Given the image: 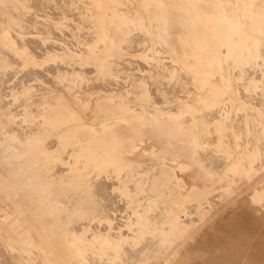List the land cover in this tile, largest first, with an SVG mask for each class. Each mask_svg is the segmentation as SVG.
I'll return each instance as SVG.
<instances>
[{
    "label": "bare ground",
    "instance_id": "6f19581e",
    "mask_svg": "<svg viewBox=\"0 0 264 264\" xmlns=\"http://www.w3.org/2000/svg\"><path fill=\"white\" fill-rule=\"evenodd\" d=\"M25 1L0 0V73L23 70L0 89V158L17 159L0 175L12 264H264V229L243 214V198L264 211V0H71L82 22L66 40L57 11L66 41L39 47L45 74L14 37ZM125 58L132 82L108 85Z\"/></svg>",
    "mask_w": 264,
    "mask_h": 264
},
{
    "label": "rangeland",
    "instance_id": "374dc122",
    "mask_svg": "<svg viewBox=\"0 0 264 264\" xmlns=\"http://www.w3.org/2000/svg\"><path fill=\"white\" fill-rule=\"evenodd\" d=\"M33 1V2H32ZM35 0H26L25 2H27L26 3V7H25V9H26V13L27 14H30V17H29V15H25V17H24V26L22 25V27H21V30H23V32L21 33V31L20 32H18V31H16V30H14V35H16V36H14V37H18V40H19V38H20V41H18V42H21V44H23V42H24V45H26L27 43H28V47H29V49L33 52V54L37 57V59H39L40 60V63H38V64H35V65H33V67L37 70V68H38V70L37 71H40V70H42V71H44L45 70V68H47V65L49 66L50 65V62L49 63H43V62H41L42 61V59H44L43 57H46L47 55H45V56H43L42 55V52H44L45 53V48L47 49L48 47V50H50V47H52L51 48V50L53 49V46H49L48 44H50L51 45V42H53V40L54 41H56L57 40V42H60V41H66L67 40V38L68 39H72V34H70L69 35V32H71V28H75L76 26L78 27V26H80L79 24H80V22H82V18H81V16H80V14L78 13V9L77 8H73L72 7V12H71V14H69L70 13V11L69 12H67V10H68V7H70L69 9H71V0H43L42 2H40L41 0H38V3H40V4H43V5H38V3H37V0L34 2ZM49 1H51V2H53V7L52 6H50V5H52L51 4V2H49ZM57 1H59V2H57ZM65 1H68V2H65ZM32 3V4H31ZM36 4V6L34 5V4ZM47 3H49L48 5H47ZM55 3V4H54ZM58 3H60V7H59V4ZM29 4V5H28ZM32 5V7H31V5ZM44 4H46L45 6L46 7H43L44 6ZM63 6H62V5ZM66 4H67V6H66ZM33 5H34V7H33ZM56 5V6H55ZM69 5V6H68ZM40 8H39V7ZM28 7H30V8H28ZM37 7V8H36ZM42 7V8H41ZM66 7V10L64 9V11H65V13H63L64 11H63V8H65ZM37 10H36V9ZM47 8V9H46ZM39 9V10H38ZM40 9H42V10H40ZM54 9V10H53ZM75 9V10H74ZM29 10V11H28ZM33 10V11H32ZM34 10H36V11H34ZM56 10V12H54L53 13V11H55ZM60 10V11H59ZM57 11H59L60 12V14L62 13V17H66L65 19H67V21H66V23H67V27H68V29H67V27H66V32L67 31H69V32H67V33H65V32H63V35H62V33H60V32H57L56 30H58V28L56 27L57 25V21L61 18V16H60V14H56V13H58ZM62 11V12H61ZM74 11V12H73ZM34 12V13H33ZM76 12V13H75ZM32 13V14H31ZM76 15H75V14ZM39 14V15H38ZM45 14H46V16H45ZM63 14H64V16H63ZM36 15L38 16V18H39V16L42 18V20H41V18H37L36 17ZM42 15H44V16H42ZM49 15V16H48ZM52 15H53V18H51L52 17ZM57 15V16H56ZM73 15V16H72ZM78 15V16H77ZM31 16H35V17H31ZM72 16V17H71ZM76 16H77V18H76ZM80 16V17H79ZM58 17V18H57ZM60 17V18H59ZM28 18V20L29 21H31V23L29 22V21H27L26 19ZM30 18H31V20H30ZM57 18V19H56ZM78 18H80V19H78ZM33 19H34V21H33ZM71 19V20H70ZM75 19V20H74ZM37 20V21H36ZM40 20V21H39ZM44 20V21H43ZM69 20V21H68ZM79 22H78V21ZM81 20V21H80ZM28 23H27V22ZM38 21H39V23L41 24L40 26H39V24H38ZM25 22H26V24H25ZM33 22V23H32ZM70 22H71V24H70ZM72 22H73V24L74 25H72ZM36 23V24H35ZM44 23L45 24H47L46 26L44 25ZM33 24H34V27H33ZM38 24V25H37ZM48 24L50 25V26H48ZM52 24V25H51ZM55 24V25H54ZM26 25V26H25ZM29 25V26H28ZM30 25H32L31 26V28H29L30 27ZM42 25H44L43 27H42ZM53 25H54V27L55 28H53ZM70 25V26H69ZM72 26H75V27H72ZM24 27H26V28H24ZM37 27V28H36ZM52 27V29L54 30V32H55V34L57 33L58 35L56 36L54 33H51V31H50V33H49V31H45V33L43 32L44 31V29L43 28H46L45 30H51L50 28ZM31 29L30 30V32L29 31H26V29L27 30H29V29ZM33 28L35 29V30H33ZM39 28H41V29H39ZM49 28V29H48ZM70 28V29H69ZM39 29V30H38ZM26 31V33H24L25 31ZM35 32H33V31ZM37 30V31H36ZM31 31H32V33H31ZM18 32V33H17ZM27 32H29V33H27ZM53 32V31H52ZM65 34V35H64ZM69 35V37H67L68 35ZM44 35H49V38L48 39H46L47 41H44L43 42V40L41 39V37L42 36H44ZM52 35H53V38H51L52 37ZM55 35V36H54ZM60 35H62V37H66L65 39H63ZM67 35V36H66ZM27 36H28V39H27ZM60 36V37H59ZM25 37V38H24ZM35 37V38H34ZM56 37H57V39H56ZM58 37L60 38V39H58ZM32 38V41L30 40ZM37 38V39H36ZM141 38H142V36H141ZM42 41H41V40ZM56 39V40H55ZM26 40V41H25ZM29 42H28V41ZM35 40H36V44H33L32 42L34 41V43H35ZM37 40H38V43L39 44H42V46H37L38 44H37ZM40 40V41H39ZM23 41V42H22ZM46 42V43H45ZM45 43V44H44ZM143 43V42H142ZM48 45V47H45V46H47ZM45 45V46H44ZM131 45H133V47H131V46H129L128 48V51H129V54H127L126 55V58L128 57V55H129V57L127 58V59H132V61L134 60V57L131 55L135 50H136V47L134 46L135 44H131ZM32 46L34 47H36V50H35V52H34V50H33V48H32ZM44 46V47H43ZM35 47H34V49H35ZM38 47V48H37ZM39 47H43V49L44 50H40L41 48H39ZM131 47V48H130ZM131 49L133 50V51H131ZM135 49V50H134ZM40 51L39 53H41V55H39V53L38 52H36V51ZM54 50V49H53ZM52 50V51H53ZM38 53V54H37ZM37 54V55H36ZM45 54H47V52L45 53ZM43 56V57H42ZM11 57V56H10ZM39 57H41V58H39ZM123 59L125 62H121V61H123V60H121V61H119V62H116L117 64H115V66H114V72L116 73V77H117V79H112L111 81V83L109 84L108 83V85H110V86H113V85H123V84H128V82H129V84L132 82L131 80H132V78H131V75H130V73L132 72V71H135L134 69H132V67H133V64H132V62H131V64L127 61V59ZM12 61L14 60V58L12 57V59H11ZM127 61V62H126ZM58 63H59V61H57ZM57 62H55V64L57 63ZM58 63H57V65H58ZM128 63V64H127ZM124 64V65H123ZM38 65V67H36ZM51 65H53L52 63H51ZM87 65H88V67H87ZM87 65H85V68H89V67H91L92 68V65L91 64H87ZM131 65V66H130ZM17 66H19V69H18V67ZM16 67H17V69L15 68V70H14V67H12V66H8L5 70H4V72L2 73H0V75H2V76H0V84H2V85H0L1 87H0V89L2 90V91H4L3 89H5V91L6 90H9L11 87H13L21 78H22V76H23V70H21V66L20 65H17ZM44 66H45V68H44ZM123 66H127V67H125L124 69H123ZM128 66H130V68L131 69H129L128 68ZM50 67V66H49ZM48 67V68H49ZM40 68H42V69H40ZM90 68V69H91ZM94 68V67H93ZM92 68V69H93ZM116 68L117 69H119V70H116ZM9 69V70H8ZM35 69H33V70H35ZM40 69V70H39ZM90 69H86V72H87V70H88V72L87 73H89V74H93L94 73V70L95 69H93V72H92V70H90ZM126 69L128 70V72L126 73L125 71H126ZM11 70H13V71H11ZM7 71H10V72H7ZM17 73H16V72ZM18 71L21 73H18ZM22 71V72H21ZM46 71V72H45ZM44 72H41L42 74L44 73H47V69L45 70ZM123 71L125 72V73H123ZM14 72V73H13ZM10 73V74H9ZM13 73V74H12ZM9 75V78L10 79H6V78H8V76L7 77H5L6 75ZM12 74V75H11ZM20 74V75H19ZM121 74H122V76H121ZM125 74H126V76H125ZM18 75L21 77H18ZM2 77V78H1ZM4 77H5V79H4ZM11 77H13V79H11ZM125 77V78H124ZM15 79H16V81H15ZM5 80H7V82H5ZM9 80V81H8ZM123 81V83H122V81ZM166 79H164V81H165ZM14 81V82H13ZM46 81H48L47 82V84L46 85H48V86H50V84L51 85H53V81H52V83H50L51 81H49L48 79L46 80ZM102 81V82H101ZM152 81L153 80H151V79H149L148 80V84H149V86H150V88H151V90H152V94H153V96L155 97V99H160L161 98V96L158 94H156V93H154V90L156 91V87H157V83H152ZM6 84H5V83ZM10 82H12V83H10ZM16 82V83H15ZM55 82V81H54ZM99 84H98V83ZM101 82V83H100ZM103 82H104V80H103V78L102 77H99V78H97L96 80H95V83L97 84H95L94 85V88L95 89H99L100 88V84L101 85H104L103 84ZM115 82V83H114ZM127 82V83H126ZM9 83V84H8ZM15 83V84H14ZM151 83H152V85H151ZM10 84L12 85V86H10ZM180 84V82H178L177 84H176V86H178ZM3 85H7L6 87L5 86H3ZM99 85V86H98ZM154 85L156 86V87H154ZM10 86V87H9ZM39 85H36L35 86V90L38 92V91H40V90H42V89H44V88H46L47 86H42V87H38ZM175 86V91H176V93H178L179 91V89L183 86H181V84L178 86V87H176ZM181 86V87H180ZM3 87H5V88H3ZM153 87V88H152ZM3 88V89H2ZM42 88V89H41ZM156 94V95H155ZM178 95V94H177ZM57 141V138L55 137V136H49V137H47L46 138V146L49 148V149H54V148H56V146H57V142H55V141ZM50 144H49V143ZM55 143V144H54ZM53 144V145H52ZM54 145H55V147H54ZM51 146H53V148L51 147ZM15 160V161H14ZM2 161V162H1ZM6 162V163H5ZM11 162V163H10ZM15 162L17 163V159H15V158H7V159H1L0 158V175H2V176H6V173H8V167H13V166H16L17 164H15ZM10 163V164H9ZM4 164L5 165H9V166H4ZM1 165H3V168H5V170L4 169H2V166ZM12 165V166H11ZM2 169V170H1ZM4 172V173H3ZM3 195H0V212H3V209H2V207H6V208H8V205H7V203L5 202V199H4V197H2ZM244 199V208H243V214H244V216H248V219H250L249 221L251 222V223H245V225H247V224H249V225H251V226H247V227H249V228H253V229H257V230H262V229H264V218H263V216H264V211L261 209H252V208H250V207H247V204L245 203L246 202V199L245 198H243ZM118 204H121V203H117V205ZM241 211L242 210H238L237 212H238V214H241ZM235 213H236V211H234ZM256 230V231H257ZM239 234H240V236L242 237L240 240H239V244L240 245H242L243 247H240V250L241 251H243V252H250L251 250H252V247H250L252 244H254L255 242H256V239H255V234H256V232H254V231H251V230H244V231H239ZM249 236L250 235V239H246V238H244L243 236ZM253 241V242H252ZM252 243V244H251ZM4 248H6V246L4 245V243L0 240V264H12V261H11V259L8 257L9 256V254H8V251H7V249L6 250H3ZM247 250V251H246ZM4 251H5V253H4ZM6 254V255H5ZM8 257V260H7V257ZM10 260V261H9ZM7 261H9V262H7ZM11 262V263H10Z\"/></svg>",
    "mask_w": 264,
    "mask_h": 264
}]
</instances>
